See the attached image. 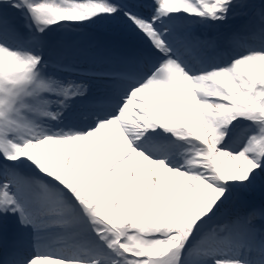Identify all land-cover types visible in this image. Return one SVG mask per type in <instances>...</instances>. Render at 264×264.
Returning a JSON list of instances; mask_svg holds the SVG:
<instances>
[{
    "label": "snow or ice",
    "instance_id": "1",
    "mask_svg": "<svg viewBox=\"0 0 264 264\" xmlns=\"http://www.w3.org/2000/svg\"><path fill=\"white\" fill-rule=\"evenodd\" d=\"M0 4L27 6L43 26L40 31L64 21L83 22L122 11L111 0H0ZM232 6L233 0H149L154 11L137 15L135 4L128 5V18L167 58L143 83L131 88L115 114L84 133L43 135L38 130L35 118L52 115L45 94L67 97L70 89L58 90L56 82L44 79L40 56L0 46L3 162L27 160L59 184L89 218L111 264H182L198 225L215 215L225 195L226 189L219 185H246L264 166V52L193 76L172 59V49L157 23L180 13L223 20ZM5 23L0 18V25ZM238 118L257 125V134L243 151H223L219 145ZM157 128L203 145L187 169L170 167L138 149L136 141ZM224 157L230 162H222ZM8 187L0 189V213H20L22 224L31 222L37 229L36 254L26 264H84L70 252L53 254L43 243L39 229L47 223L46 216L64 215L61 202L33 194L35 216L27 221ZM258 218H264V212L251 211L214 230L205 255L225 247L237 255L243 247L251 251ZM8 264L25 262L14 258ZM214 264L241 261L216 258Z\"/></svg>",
    "mask_w": 264,
    "mask_h": 264
},
{
    "label": "rangeland",
    "instance_id": "2",
    "mask_svg": "<svg viewBox=\"0 0 264 264\" xmlns=\"http://www.w3.org/2000/svg\"><path fill=\"white\" fill-rule=\"evenodd\" d=\"M118 1L120 3V5H118V6H120L121 9H122V11L120 13H117L116 15H111V16H109V15H100V17H102L105 20L112 21V22H120L122 24H125V22H121V21H123L124 18H128L127 7L124 6L122 0H118ZM39 2H41V0H39L38 2H34V3H39ZM239 3L242 6L246 7L245 9H243L241 11L243 16H246V15L249 16L251 13L253 15H256L257 13L264 14V0H233V6L229 9L227 16L230 15V14H236L237 12H239L242 9L241 7H236V5L239 4ZM139 4L143 7V2H140ZM21 6H24V5L22 4ZM25 7H27V6H25ZM1 8H3V7L0 4V9ZM22 10H25V11L28 10L30 15H32L28 8H23ZM147 12H149V11L145 10L143 12V14L145 15ZM27 16H28V14H27ZM27 16H26L25 20H27ZM227 16L223 20H213V19L207 17V19H206L207 24H209L210 26L213 25L212 28H210L208 30L206 28H204V26L199 27V28L197 27V25H203L204 17L190 16V15H187V14H184V13L175 14V15L169 17V18H165V19H163L161 21H157V22H160V23L166 22L165 24H163L162 30L164 32H168V34L171 35V37H172L171 40L172 41H177L178 39H180L181 41H188L189 43H191V48L189 50V53H191V54L193 53L192 57H193L194 60H197L198 67L201 68V70L203 72L207 73V72H210V70L213 69V68H216V67L221 68L224 65H226L228 63H231L232 61H235V60L240 59L242 57L248 56L250 53H252V54L255 53L256 50H252L250 48H251V46H256L257 43H261L258 47H262V45H264V29L262 31H260V29H259V36H254V35L250 34V31H248V30L252 26H255V24L253 22H251V23H249L248 25H246L244 27L243 32L245 31V36L242 38V39H246L248 41V43H243V46H245V48L249 49V50L244 49L243 50L244 52L243 51L242 52L237 51L233 55H231L232 58L226 59L225 62H224V60L221 57H218V54L222 53V51H227V49H225L223 47L225 41L229 40L230 42L235 43L237 41L238 34L229 35L228 37H223V36H221V35H223L222 34V30H224V27H226L227 29L229 28V31L225 33V35H227L229 33L233 34V33H235L236 31H238L240 29V26L238 25V22L235 23V19H228ZM257 16L260 17V15H257ZM261 18L264 19L263 16ZM118 20H120V21H118ZM83 22L84 23H94V24H87V25L93 26L95 28H97V25L99 26V24H98L99 22L97 20L96 21L95 20H87V21H83ZM28 23L30 24L29 20H28ZM78 23L79 22H67L68 26H70L72 24H78ZM57 24L61 25V24H63V22H60V23H57ZM113 24H115V23L108 22V24H101L102 26H104V27H101V28H104V29H101L100 31H103V32L104 31H109V32H111L113 34L120 35L118 33H114V31L112 30V29L118 28V26H112ZM193 26H195V30H194L195 32L193 31L192 33H190L189 31L192 29ZM201 29H205V30H201ZM79 30L81 31L80 28H79ZM137 31H138L139 35L143 34L142 32L139 31V29H137ZM246 31H248V32H246ZM186 32H189L190 34H186ZM49 34H50L49 31L45 32V36H49ZM48 38L49 37H47V38L45 37L44 39L47 40ZM51 41H53V40H51ZM53 42H55V41H53ZM135 43L137 45L139 44L138 47H141V49L142 48L143 49L146 48V49L150 50L147 53V55H149L150 57H158V56L163 57L162 54L157 52L156 49L153 47V45H151L152 43H151V41L149 39H147V41L145 42L147 45H143V44L138 43V42H135ZM208 43H210L211 47H213L215 49L212 57H210V58H207L208 57L207 56V51L208 50L204 49L205 46ZM38 45H39L38 48H40L41 45H42V42L38 43ZM201 49L204 52H201ZM25 53H30V52H25ZM30 54L36 55L35 53H30ZM224 58H226V56H224ZM214 61H216V64H213ZM187 66L191 67L190 72H192L194 70V68H196V66L192 67V65L191 66L188 65V62H187ZM193 73H194V76L200 75L198 73V71H195ZM193 73H191V75ZM44 76H45V72H44ZM47 80H48V78H47ZM63 80H66V83H71V80H74V79L73 78H69L67 76H63ZM59 89H65V85L62 83L60 85ZM55 94H57V93L55 92ZM68 99H70V98H68ZM49 106H52V104L50 103ZM55 116H57L56 112H55ZM92 118H93V120H90L86 124V126H84V127H88L89 130L94 128L99 123V121L95 117H92ZM83 119H85V115L83 116ZM34 123L36 124L38 130L43 135H52V134H54L53 133V127H49V126L45 125V124H49V122H47L44 119V116L36 117L35 120H34ZM68 123L71 125L72 121L68 120ZM237 125H239V124H236L234 126L237 127ZM247 132H248V134H251V132H252L253 133L252 135H256L257 134V125H255L254 123H251L247 127ZM252 135H249V136L248 135H241V140L239 141L241 143H238L237 148H235L234 150H231V149L224 150L222 147H220V146H222V144H220L219 147L223 151L232 152L234 154L239 153V152H241V151H243L245 149V147L247 146L248 141H249V139L251 138ZM17 141L18 142H22L21 140H19V138H17ZM141 143H143V142H141ZM191 143L196 146L197 151L200 150V146L197 145L195 143V141L191 142ZM147 154L152 159L162 160L164 162H166V158L168 157V156L167 157H163V156L159 157V156L153 155L150 151ZM222 162H230V158H228L227 160L225 158H223ZM29 164L33 165V164H31V162H29ZM166 164L169 165L168 163H166ZM170 166L173 167V168H178V169H182V170L188 168V166L184 167V166H182V165H180L178 163L174 164V161H173V164H171ZM253 176H254V178L250 182H248L246 185L225 184L227 186H232V188L235 189L236 192L241 193L240 195H238L239 198H245V199L247 198V200L249 201L248 202L247 200H245L244 202H242L240 207L243 210V213L242 214H239V213L235 214V219L234 220H236L237 218H240V217H245L251 211H262V212H264V207L261 208V209H255L251 205V203L252 204L256 203V200H255L254 197H245L243 195V194H247V195L252 194L253 191H255V187L257 185H259L258 183H261L260 185L264 186V166H262L260 170L255 172L253 174ZM51 181L55 182L54 180H51ZM0 183H1V181H0ZM57 185H59V184H57ZM40 186L42 187V189H43V187H45L43 183H40ZM58 187L60 189L62 188L60 185ZM0 189H2L1 186H0ZM51 189H53V188L52 187H48V193L51 192L50 191ZM52 194L56 195L57 192L52 193ZM232 201H233V204L231 206H233V208H234L237 205L238 212H240V209H239V206H238V199L235 198ZM223 210H225V208ZM29 211H30V214L32 216H33V214L35 215L34 204H32V207L29 209ZM231 212H232V210H230L228 213H231ZM87 219H88V217L84 214L83 209L80 206L78 208V210L76 212H74V216H73V220L74 221L73 222H82V221H84V223H85L87 221ZM2 220L4 222H7V221L14 222L15 224H17V226L19 225L17 221L15 222L12 219V216H11L10 213L3 214L2 215ZM226 220L230 221L228 219H226ZM254 224L256 225V228L258 230H260V229L262 230V228L264 227V218H258L257 220L254 221ZM219 227L220 226L213 227V229L215 230V228H219ZM67 228L69 230H71V232H77L76 231L77 228L75 226V223L74 224L72 223L68 227L63 228L62 231L67 230ZM92 228H93L92 225H90V227L88 229L91 230ZM212 232L213 231H208L206 233L203 232L202 234H196L195 236H197V237L194 236L191 239V242L188 245V248L186 249V252H185V258H186L187 261L192 260V261H194V264L195 263H198V264H214V259H216V258H238V259H240L241 264H249V262H251L250 260H252V258H253V256H252L253 250H252V252H250V251H246V250L240 249L239 253L237 255L236 250H234L232 248H229V247H225L218 253H210L209 255H205V252L207 251V243H206V241H207L208 237L210 236V234ZM255 235L256 234L254 233L253 237H255ZM262 241L263 240H261V242ZM253 244H256V246H259L260 242H259V240H258V242L256 240L254 241V238H253ZM191 246H198L197 247V253L194 252V250H193V248ZM222 252L225 255H231L233 257L220 256V254Z\"/></svg>",
    "mask_w": 264,
    "mask_h": 264
},
{
    "label": "bare ground",
    "instance_id": "3",
    "mask_svg": "<svg viewBox=\"0 0 264 264\" xmlns=\"http://www.w3.org/2000/svg\"><path fill=\"white\" fill-rule=\"evenodd\" d=\"M38 1L39 0H32V2H38ZM15 11H16V7L12 6L11 12L7 15L0 16V18H3L4 21H7V19L10 18L11 15H13ZM3 13H5V11H3ZM21 18H22L21 13H18L14 16L12 21H10V22L8 21L9 22L8 26L3 28V30L5 32H9L10 36H12L15 39H12V41H5L3 39H0V46L8 48L10 51L22 53L23 51L28 50L32 46V43H30V42H32L33 36L30 33V31L27 29L28 28L27 25L21 24V22H20ZM90 20H97V21H100L101 23L107 22L105 19H103L100 16H97V17L92 18ZM120 20H118V21H120ZM13 22H16V25L14 27L12 26ZM121 22H128L130 25L135 26L130 20H123ZM0 26H2V25H0ZM21 42L23 43L22 46H21ZM168 44H169L170 48L172 49L171 57H172V53H174V52L180 53L182 55L185 53H188L189 46L183 41H179L176 43L168 42ZM61 48L62 49L60 50L57 46H54V50L56 51L57 54L60 53V57L55 58V60L53 62H59L58 60L60 58H63L66 55H69V56L71 55L72 50L69 47H61ZM72 58L75 62H79V63L84 62V63H89L91 65H97L98 64L97 60L93 59V57H91V56H87L86 58H83V59H80L77 56H72ZM183 58L187 61L189 60L190 64L192 63V61L195 64L196 60L193 59L192 54H187ZM172 59H173V57H172ZM48 61L51 62V60H48ZM65 62L66 61L61 62V63H65ZM104 63L105 64H111V63H114V60L109 59L108 62H104ZM130 64L135 67V73L136 72H138L140 74H147L148 73L147 64H149V60L147 59V57L141 55L138 59H133L130 62ZM117 66L123 68L124 72H117L116 69H113V70H115V72L109 74L110 76H113L112 78L102 79L99 82L92 81L90 76L86 73V75L89 76L90 80L92 81V88L91 89H87L83 85L76 84L74 81L71 84L66 85L70 89V94L72 92H76V91H79L81 93V94H77V95L71 94L73 99L70 100L69 102L59 103L58 101H54L53 99L48 97V100L53 102V105L52 106L48 105V108H47V110L52 113L51 117L53 118L55 116V111H61L66 106H70L73 109L82 108L85 110H89L88 108L92 104L99 105V108H100V110L94 114L95 117L97 116V117L102 119V118H105L107 116H110L113 112V108L111 106H108L105 104H98L97 99H99L102 96H110V97H115V98H119V99L120 98L125 99L126 95H127V89L129 88V83L127 82V83L123 84L122 82L119 81V78L131 80L134 77L132 72H130V70H129L130 66L126 62L125 58H121V60L119 61V65H117ZM49 81L56 82L55 86L58 89L60 88V84L63 82V80H61V78L58 77L57 75L50 76ZM89 97L91 99H88ZM90 113H92V112H90ZM90 116H93V115H90ZM46 117H48V116H46ZM78 117H79V115L76 117L75 122L78 121ZM58 129H59L58 130L59 133H66V134L84 133V132L89 131V128L83 127L82 125H79V124L72 125V127H62L61 126ZM146 136L144 135L139 140L148 139V140L152 141L153 142V144H152L153 149H157L158 147L165 146L168 153H173L175 155V156H172V158H174V159L178 158L180 161H183L182 164L188 166V161L190 159H192L189 157L192 155L193 151L195 150L194 146L186 144L185 141L179 140L178 138H176V136H174L172 138V140L169 141V144H166V139L161 134L146 133ZM154 152H155V150H154ZM224 158L226 160L228 159V157H224ZM169 161L170 162H167V163L171 164V160H169ZM168 166H170V165H168ZM7 182H12V180H11V178L6 176L3 178V186L6 185ZM27 185L33 186V184H27ZM11 188H12V186H9L8 190ZM10 194L13 195L17 199L18 203L20 204V206L23 210V213H25L24 212V206H25L24 201H25L27 195L31 196L32 194H36V191L31 187L26 188L24 191L17 190L15 188H13V190ZM26 200H28V198ZM62 208H65L64 205H62ZM66 213H68V211H64V215H66ZM16 215H21V214L16 213ZM33 218L34 217L29 216V214H27V212H26V220L27 221H31ZM51 220H54V221L62 220V221H66V223H68L72 220V215L69 214L67 217H61L59 215H55V218H53ZM56 224H57V226H55V227H48L47 224H45L44 226H42L44 228L41 227L39 229V232L43 236V243L46 244L47 246L50 244L51 241L63 240L62 236L51 237L52 231L60 230L59 227L63 226L64 223H56ZM28 225L30 226V230H31L33 237L31 238V242L27 246L23 245L20 240H17L15 242L11 243L8 239V238H10V236H8V238L0 236V252H1L0 253L1 254L0 264H5V262L8 263L10 261L5 256L3 258L2 254L10 251L11 248L16 250V252H18L19 250L24 248L25 253H27L29 255L36 254L37 229L33 226V224L31 222H28ZM23 241L25 242V239H23ZM2 243L7 244L6 248L3 246ZM59 244H61V242H59ZM84 248L86 249L87 245H85ZM243 248H245V247H243ZM252 250L254 251V255H253L251 262H249V264H264V244L260 243L259 246L253 247ZM51 252L55 255H60L62 253H65L66 251H63L61 249L60 250L54 249ZM67 252L74 254L75 258H78L79 260L83 261L84 264H88L89 259L93 258L95 255H98V252H94V251H91L90 253H88V257H83L81 255L80 251H74V252L67 251ZM220 256L233 257L231 255H225L223 252L220 254ZM19 259L25 262V259L27 260L28 258H27V256L24 255V259L23 258H19ZM92 264H103V263L96 261Z\"/></svg>",
    "mask_w": 264,
    "mask_h": 264
},
{
    "label": "trees",
    "instance_id": "4",
    "mask_svg": "<svg viewBox=\"0 0 264 264\" xmlns=\"http://www.w3.org/2000/svg\"><path fill=\"white\" fill-rule=\"evenodd\" d=\"M261 193L264 195V188L261 189ZM261 197V196H260Z\"/></svg>",
    "mask_w": 264,
    "mask_h": 264
}]
</instances>
